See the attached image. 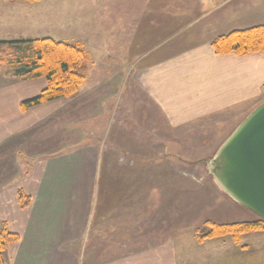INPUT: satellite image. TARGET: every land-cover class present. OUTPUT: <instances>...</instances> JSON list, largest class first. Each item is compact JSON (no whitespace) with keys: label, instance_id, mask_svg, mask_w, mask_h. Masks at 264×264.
Wrapping results in <instances>:
<instances>
[{"label":"crops","instance_id":"0c3cea01","mask_svg":"<svg viewBox=\"0 0 264 264\" xmlns=\"http://www.w3.org/2000/svg\"><path fill=\"white\" fill-rule=\"evenodd\" d=\"M166 1L170 9L171 0ZM219 1L195 12L202 23L228 2ZM225 27L184 28L169 39L163 37L167 28H117L121 49H102L99 60L88 55L86 79L75 96L26 110L21 103L36 98L46 81L0 73V230L19 238L4 251V264H170L166 245L125 252L124 242H134L137 234L141 202L133 195L140 187L132 182L134 167L119 172L116 166L115 177L132 183L109 190L102 182L108 155L115 151L109 159L118 162L128 157L125 145L141 143L143 104L153 107L170 132L251 111L264 95V55H215V38L249 29ZM172 36L178 40L159 45ZM108 192L131 195L101 201L99 194ZM19 195L28 199L27 207L19 206ZM113 207L115 216L107 212ZM102 224L106 230L95 228Z\"/></svg>","mask_w":264,"mask_h":264},{"label":"rangeland","instance_id":"374dc122","mask_svg":"<svg viewBox=\"0 0 264 264\" xmlns=\"http://www.w3.org/2000/svg\"><path fill=\"white\" fill-rule=\"evenodd\" d=\"M217 1L220 2L171 0V8L166 9V0H39L37 3L17 0L18 5L11 6L9 4L14 3L0 0L6 4L0 8V41L49 38L57 42L77 43L84 47L90 58L99 60L102 49L116 53L119 47L117 28H159L158 31L167 28L163 33L166 39L184 28L264 25V0H227L220 14L208 17L202 23L195 12H204L210 4H218ZM127 37L131 34L127 33ZM178 37L173 39L172 36L171 40H166L170 42L159 45L175 42ZM130 50L135 52V48ZM138 51L142 53L141 49ZM5 52L12 53L7 49ZM2 58L5 61L13 59L11 55L8 58V55L0 54ZM262 102L264 95L251 107V111ZM140 112L141 143L125 145L123 152L128 157L118 162L109 159L115 157V151L109 152L108 176L102 181L109 190L110 187L114 190L116 184H126L123 178L117 179L112 173H116L115 167L119 172L126 169L132 172L134 167L136 175L132 182L139 184L140 193H135L133 199L141 202L140 218L134 226L137 233L135 241L124 242L127 255L137 254L144 248L166 245L165 257L168 259L170 254V264H264V232H256L260 235L243 234L238 243L231 235L203 242L198 240L211 230V224L258 220L217 187L207 166L208 160L214 157L221 144L250 112L234 115V119L230 115L213 117L172 132L164 128L163 122L157 121L159 118L152 106L143 104ZM144 132L150 138H146ZM151 133L155 135L151 136ZM136 155L139 161L126 160ZM125 181L126 185L132 183L131 178ZM129 195L131 193L108 192L99 194V199L116 201L122 200L123 196L127 199ZM114 211L115 207L107 212H113L115 216ZM128 226L133 228L131 224ZM95 228L104 231L107 225H96ZM114 235L113 230L112 237Z\"/></svg>","mask_w":264,"mask_h":264},{"label":"trees","instance_id":"16d2710c","mask_svg":"<svg viewBox=\"0 0 264 264\" xmlns=\"http://www.w3.org/2000/svg\"><path fill=\"white\" fill-rule=\"evenodd\" d=\"M20 1L37 3L39 0ZM211 47L217 56L264 55V25L219 36L212 41ZM6 49L12 53L6 54ZM0 54L8 55V58L10 55L13 57L10 61L0 59V73L23 81H46L45 89L36 98L21 103L22 110L56 99L71 98L79 92L86 79L84 68L89 59L88 54L84 47L77 43L57 42L49 38L19 42L0 41ZM18 201L21 208L29 204L23 195L18 196ZM210 227L211 230L207 234L199 237V242L231 235L234 242L238 243L243 234L264 232V221L211 224ZM18 240L16 235L7 232L5 228L0 230V264H4L3 253L6 248Z\"/></svg>","mask_w":264,"mask_h":264},{"label":"water","instance_id":"95a60500","mask_svg":"<svg viewBox=\"0 0 264 264\" xmlns=\"http://www.w3.org/2000/svg\"><path fill=\"white\" fill-rule=\"evenodd\" d=\"M207 166L227 197L264 221V102L232 131Z\"/></svg>","mask_w":264,"mask_h":264}]
</instances>
